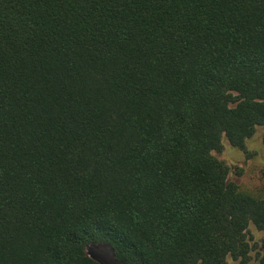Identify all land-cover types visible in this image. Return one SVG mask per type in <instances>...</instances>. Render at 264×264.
Wrapping results in <instances>:
<instances>
[{"label": "trees", "instance_id": "trees-1", "mask_svg": "<svg viewBox=\"0 0 264 264\" xmlns=\"http://www.w3.org/2000/svg\"><path fill=\"white\" fill-rule=\"evenodd\" d=\"M258 126L264 0H0V264H264Z\"/></svg>", "mask_w": 264, "mask_h": 264}, {"label": "rangeland", "instance_id": "rangeland-1", "mask_svg": "<svg viewBox=\"0 0 264 264\" xmlns=\"http://www.w3.org/2000/svg\"><path fill=\"white\" fill-rule=\"evenodd\" d=\"M262 127H256L253 135L245 140L243 148L234 147L223 138L220 151H212V154L223 161L229 168L228 179L235 182L241 190L253 195L264 196V145L262 144ZM246 236L253 247H257L260 239L264 236V230H258L250 224L246 230ZM87 252L99 257L103 264H118L109 246L95 244L87 247ZM255 250L251 252L252 258ZM228 264H239L229 258Z\"/></svg>", "mask_w": 264, "mask_h": 264}]
</instances>
